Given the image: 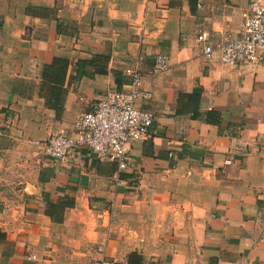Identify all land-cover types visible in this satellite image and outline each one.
Returning <instances> with one entry per match:
<instances>
[{
    "label": "crops",
    "instance_id": "0c3cea01",
    "mask_svg": "<svg viewBox=\"0 0 264 264\" xmlns=\"http://www.w3.org/2000/svg\"><path fill=\"white\" fill-rule=\"evenodd\" d=\"M250 1L0 0V264H264V61L197 42L240 30ZM128 69L154 124L127 167L45 156Z\"/></svg>",
    "mask_w": 264,
    "mask_h": 264
},
{
    "label": "built area",
    "instance_id": "2783aa9c",
    "mask_svg": "<svg viewBox=\"0 0 264 264\" xmlns=\"http://www.w3.org/2000/svg\"><path fill=\"white\" fill-rule=\"evenodd\" d=\"M197 42L206 59L218 58L224 65L238 67L257 65L264 61V0H251L250 10L238 31L229 32L225 41L213 42L208 31H200ZM170 68V58L159 54L155 58L153 74ZM128 90H111L105 99L88 112L80 114L74 135L59 133L43 144L45 156L56 161H72L78 152L87 149L99 158L115 161L119 169L127 167L131 143L150 136L154 115L140 108L138 102H149L153 94L144 89L148 75L128 69ZM101 264H107L102 260Z\"/></svg>",
    "mask_w": 264,
    "mask_h": 264
},
{
    "label": "rangeland",
    "instance_id": "374dc122",
    "mask_svg": "<svg viewBox=\"0 0 264 264\" xmlns=\"http://www.w3.org/2000/svg\"><path fill=\"white\" fill-rule=\"evenodd\" d=\"M11 177H12V176L9 177V180L11 179ZM1 178H6V176H3V175H2ZM28 178H32V176H31V175H28L27 179H28ZM5 182H6V180H5V179H2V183L5 184Z\"/></svg>",
    "mask_w": 264,
    "mask_h": 264
}]
</instances>
